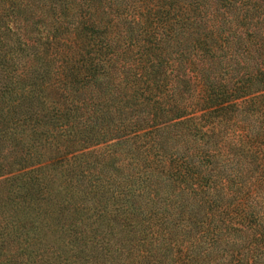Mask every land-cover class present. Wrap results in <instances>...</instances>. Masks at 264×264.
Here are the masks:
<instances>
[{
	"label": "trees",
	"instance_id": "trees-1",
	"mask_svg": "<svg viewBox=\"0 0 264 264\" xmlns=\"http://www.w3.org/2000/svg\"><path fill=\"white\" fill-rule=\"evenodd\" d=\"M0 264H264V0H0Z\"/></svg>",
	"mask_w": 264,
	"mask_h": 264
}]
</instances>
